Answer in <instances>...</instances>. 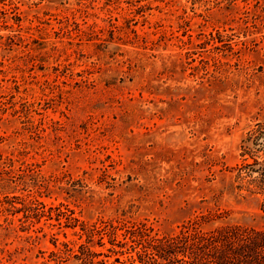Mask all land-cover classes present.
<instances>
[{"label":"rangeland","instance_id":"1","mask_svg":"<svg viewBox=\"0 0 264 264\" xmlns=\"http://www.w3.org/2000/svg\"><path fill=\"white\" fill-rule=\"evenodd\" d=\"M263 174L264 0H0V264H80L81 224L264 229Z\"/></svg>","mask_w":264,"mask_h":264},{"label":"trees","instance_id":"2","mask_svg":"<svg viewBox=\"0 0 264 264\" xmlns=\"http://www.w3.org/2000/svg\"><path fill=\"white\" fill-rule=\"evenodd\" d=\"M252 165L243 168L254 173ZM259 190H264V184ZM43 216L53 218L44 211ZM216 220L219 217L214 219L212 215L196 217L182 224L178 232L165 235L154 233L144 224H81L85 242L78 246L74 258L80 264H264V229L240 224L201 228ZM62 245L68 249L67 244Z\"/></svg>","mask_w":264,"mask_h":264}]
</instances>
